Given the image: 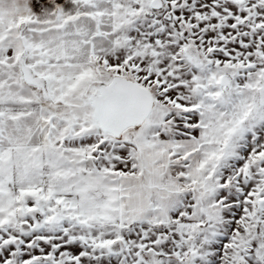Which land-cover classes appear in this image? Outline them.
Here are the masks:
<instances>
[{"label": "snow or ice", "instance_id": "snow-or-ice-1", "mask_svg": "<svg viewBox=\"0 0 264 264\" xmlns=\"http://www.w3.org/2000/svg\"><path fill=\"white\" fill-rule=\"evenodd\" d=\"M0 264H264V0H0Z\"/></svg>", "mask_w": 264, "mask_h": 264}]
</instances>
